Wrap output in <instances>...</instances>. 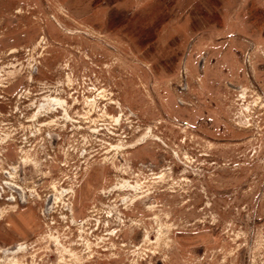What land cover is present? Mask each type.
I'll list each match as a JSON object with an SVG mask.
<instances>
[{
  "label": "rangeland",
  "instance_id": "374dc122",
  "mask_svg": "<svg viewBox=\"0 0 264 264\" xmlns=\"http://www.w3.org/2000/svg\"><path fill=\"white\" fill-rule=\"evenodd\" d=\"M0 264H264V0H0Z\"/></svg>",
  "mask_w": 264,
  "mask_h": 264
}]
</instances>
